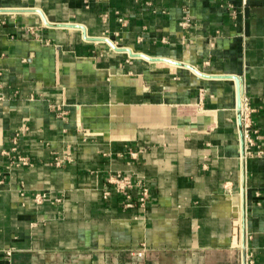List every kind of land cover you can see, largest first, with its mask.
Instances as JSON below:
<instances>
[{"label": "crops", "instance_id": "crops-1", "mask_svg": "<svg viewBox=\"0 0 264 264\" xmlns=\"http://www.w3.org/2000/svg\"><path fill=\"white\" fill-rule=\"evenodd\" d=\"M0 9V264H264V155L243 151L235 80L57 25L238 76L264 147V0ZM117 171L147 184L144 207Z\"/></svg>", "mask_w": 264, "mask_h": 264}, {"label": "built area", "instance_id": "built-area-1", "mask_svg": "<svg viewBox=\"0 0 264 264\" xmlns=\"http://www.w3.org/2000/svg\"><path fill=\"white\" fill-rule=\"evenodd\" d=\"M252 107L249 104V101L247 98H242V108H241V134L244 142V153L247 154H258V155H264V147L262 145H259V131L253 127L252 123ZM14 140V146L11 148V152L14 153L13 156V163L21 164V165H30V159L28 157H25L23 155H20L17 152V139L16 137ZM256 149V150H254ZM3 154H9L8 150H4ZM132 155L136 156V153H132ZM67 160H70V155H65ZM64 157V158H65ZM64 158L61 156H58L55 158L54 162L57 166H61L64 164ZM109 183H112L116 186V188L122 192L125 195V205L127 207L133 206L135 202H138L140 206L144 207L147 203V198L149 195V187L147 186L144 181L137 180L134 181L132 177L126 173H123L121 171H117L110 175L109 177ZM133 188H137L139 191V195L137 196V199L135 200L131 190ZM105 196L109 194V191L104 192ZM44 194H37L35 199L36 201L41 202L44 198Z\"/></svg>", "mask_w": 264, "mask_h": 264}, {"label": "water", "instance_id": "water-1", "mask_svg": "<svg viewBox=\"0 0 264 264\" xmlns=\"http://www.w3.org/2000/svg\"><path fill=\"white\" fill-rule=\"evenodd\" d=\"M0 11H9L8 9H0ZM27 11H37L39 12L42 17L44 18V21L51 25V23L47 20V18L45 17L44 13L40 10V9H27ZM57 25L59 26H68V27H75V28H79L84 30V35L87 39L90 40H101V41H105L107 43H109V45L120 52H126L129 54V56L131 57H143L147 60L150 61H167L176 65H185L186 67H189L191 69H193L195 71L196 74L202 76V77H220V78H231L234 79L236 82V86H237V107H238V111H239V124L241 125L242 122V117H241V108H242V98H243V87L241 84V79L236 76V75H210V74H206L202 71H200L199 69L193 67L192 65L188 64V63H182L181 61H177V60H173V59H169V58H165V57H151L145 53L142 52H135L133 51L131 48L129 47H123V46H118L116 45L111 39L107 38V37H90L87 36V32L85 30V27L79 24H74V23H58ZM242 145H243V151H244V142H243V138H242Z\"/></svg>", "mask_w": 264, "mask_h": 264}]
</instances>
